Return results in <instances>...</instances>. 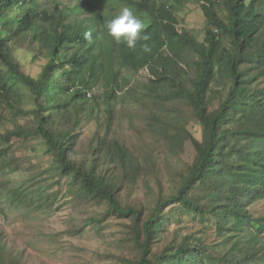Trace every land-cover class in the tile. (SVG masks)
Returning <instances> with one entry per match:
<instances>
[{"label": "trees", "instance_id": "1", "mask_svg": "<svg viewBox=\"0 0 264 264\" xmlns=\"http://www.w3.org/2000/svg\"><path fill=\"white\" fill-rule=\"evenodd\" d=\"M100 1L0 0L11 205L45 215L64 188L69 235L119 227L105 264H264V0H102L143 22L135 50ZM190 5L202 40L181 26ZM35 140L40 170L15 149ZM2 226L0 264L34 262Z\"/></svg>", "mask_w": 264, "mask_h": 264}, {"label": "rangeland", "instance_id": "2", "mask_svg": "<svg viewBox=\"0 0 264 264\" xmlns=\"http://www.w3.org/2000/svg\"><path fill=\"white\" fill-rule=\"evenodd\" d=\"M102 5V8H106ZM67 14L66 9H62ZM105 12L109 19L114 18L119 12ZM184 20L181 26H186L196 32L199 40H202L203 18L200 8L196 5H190L181 13ZM29 59L28 56H22ZM29 63V61H28ZM38 61L28 68L31 73L38 72ZM9 117V114H7ZM0 132L4 128H11L9 121L3 123ZM35 140L30 143L17 142L15 145L18 156H24L23 166H29L33 170H40V152L41 146ZM32 146L34 150H32ZM24 179L14 176L4 181L0 176V224H2L6 232L11 238L16 240L17 245L26 249L27 254L34 258V262L30 264H105L109 258L104 255V249L113 235L119 231V227L113 224L104 227V233L98 235L95 230L85 231L81 235L72 236L66 232L69 224L70 215L72 213L71 206L68 202L69 197L64 188L58 186L52 187L58 199L55 201L54 210L51 213L42 215L33 208L17 206L13 208L10 202V192L23 183ZM47 182H50L48 180ZM5 211L7 219L3 222V214Z\"/></svg>", "mask_w": 264, "mask_h": 264}, {"label": "clouds", "instance_id": "3", "mask_svg": "<svg viewBox=\"0 0 264 264\" xmlns=\"http://www.w3.org/2000/svg\"><path fill=\"white\" fill-rule=\"evenodd\" d=\"M88 3V1H86ZM101 9L104 12H110L109 5L104 3L102 0L100 1ZM102 5H106L107 7L104 9ZM66 9L65 6H61L62 9ZM117 14L114 18L106 21L105 28L107 31V35L111 37L117 44L123 43L126 45L128 49L135 50L137 47V41L143 40L148 41L150 36L145 34L141 35L142 29L144 28L143 22L133 13V10L129 7L119 8ZM67 11V9H66ZM63 12V10H62ZM68 14V12H67ZM67 14L63 13V15L67 16ZM88 34H86L87 36ZM141 50L145 53L151 52V46L147 43L140 45Z\"/></svg>", "mask_w": 264, "mask_h": 264}]
</instances>
